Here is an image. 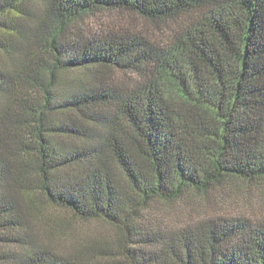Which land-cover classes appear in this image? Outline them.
I'll return each mask as SVG.
<instances>
[{
    "label": "trees",
    "instance_id": "trees-1",
    "mask_svg": "<svg viewBox=\"0 0 264 264\" xmlns=\"http://www.w3.org/2000/svg\"><path fill=\"white\" fill-rule=\"evenodd\" d=\"M105 10L165 38L85 31ZM0 57V264H94L35 224L37 192L117 229L109 264H264V217L212 211L229 181L264 189V0H0Z\"/></svg>",
    "mask_w": 264,
    "mask_h": 264
},
{
    "label": "rangeland",
    "instance_id": "rangeland-1",
    "mask_svg": "<svg viewBox=\"0 0 264 264\" xmlns=\"http://www.w3.org/2000/svg\"><path fill=\"white\" fill-rule=\"evenodd\" d=\"M85 31L89 34H109L112 31L130 30L139 32L151 38L155 42H159L165 38V32L160 30L153 23L143 19L138 15L126 13L116 10H105L91 16L83 23ZM0 61H2L0 57ZM226 201L214 205L212 211L223 214L245 215L250 218L261 219L264 217V189L259 185H249L246 182L233 181L228 183ZM36 185V183H35ZM36 201L39 203V210L42 211L44 217L40 220L36 219L35 224L49 223L54 225L59 231L64 234H59L56 241L64 246H91L97 247L94 251L95 256H98L100 246V236L111 235L117 237V229L97 220L84 221L75 219L71 215L63 214L54 208L47 206L42 195L36 193ZM189 199V200H188ZM187 199L188 204H180L177 202L167 203L160 206L163 210L162 216L165 221L182 222L188 221V208L196 218L200 212H204V204L206 197L204 195H190ZM186 203V202H185ZM215 212V211H214ZM60 233V232H59ZM92 258L94 264H109L107 259L101 257Z\"/></svg>",
    "mask_w": 264,
    "mask_h": 264
}]
</instances>
